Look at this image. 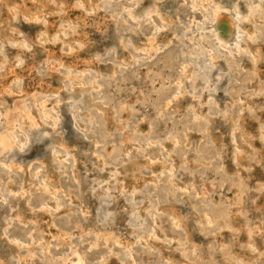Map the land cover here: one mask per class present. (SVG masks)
<instances>
[{
  "label": "rangeland",
  "instance_id": "rangeland-1",
  "mask_svg": "<svg viewBox=\"0 0 264 264\" xmlns=\"http://www.w3.org/2000/svg\"><path fill=\"white\" fill-rule=\"evenodd\" d=\"M0 264H264V0H0Z\"/></svg>",
  "mask_w": 264,
  "mask_h": 264
},
{
  "label": "bare ground",
  "instance_id": "bare-ground-1",
  "mask_svg": "<svg viewBox=\"0 0 264 264\" xmlns=\"http://www.w3.org/2000/svg\"><path fill=\"white\" fill-rule=\"evenodd\" d=\"M219 8H221V7H219ZM219 8L216 9L215 11H212L214 13H213V19H211L212 20L211 23L213 22V26L215 27L216 30H218L219 39L220 38L224 39V38H228L231 36L232 31H233V22H232L231 17L226 12L221 11ZM213 9H214V7H213ZM234 32H235V30H234ZM214 33H216V32H214ZM218 33L216 35H218Z\"/></svg>",
  "mask_w": 264,
  "mask_h": 264
}]
</instances>
